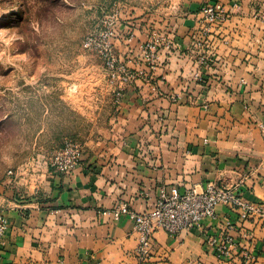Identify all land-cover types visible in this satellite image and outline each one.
Wrapping results in <instances>:
<instances>
[{"label": "crops", "instance_id": "obj_1", "mask_svg": "<svg viewBox=\"0 0 264 264\" xmlns=\"http://www.w3.org/2000/svg\"><path fill=\"white\" fill-rule=\"evenodd\" d=\"M205 1L164 0L128 17L132 50L154 32L169 44L152 70L129 62L144 74L127 85L110 127L87 143L72 172L49 167L47 178L21 182L23 197L0 195L8 220L0 264H138L129 210L144 211L161 192L216 183L264 201V0H208L225 14L211 24L200 11ZM126 50L117 40L118 54ZM216 211L202 230H158L150 264H264V223L240 221L223 204ZM227 221L251 263L239 246L220 260L204 243Z\"/></svg>", "mask_w": 264, "mask_h": 264}, {"label": "rangeland", "instance_id": "obj_2", "mask_svg": "<svg viewBox=\"0 0 264 264\" xmlns=\"http://www.w3.org/2000/svg\"><path fill=\"white\" fill-rule=\"evenodd\" d=\"M163 3L0 0V195L23 197L21 182L47 178L65 140L84 148L110 127L114 84L85 38L107 17L125 22Z\"/></svg>", "mask_w": 264, "mask_h": 264}, {"label": "built area", "instance_id": "obj_3", "mask_svg": "<svg viewBox=\"0 0 264 264\" xmlns=\"http://www.w3.org/2000/svg\"><path fill=\"white\" fill-rule=\"evenodd\" d=\"M205 24L220 22L225 18L224 12L214 4H204L200 8ZM127 20V19H126ZM126 27L122 31V27ZM132 26L127 22H120L118 16L113 15L103 20V24L95 33L86 36L87 46L95 49L101 58L108 77L114 84V101L119 104L124 90L133 79L144 74L145 70L154 69L159 62V51L164 43V35L154 32L151 38L139 42L132 50L130 44L134 37ZM125 42L127 50L121 57L116 51V41ZM134 65L143 62L145 70H139ZM83 148L72 139L63 142L53 154L50 169L60 174L72 172L80 163ZM11 179V178H10ZM223 204L234 213L238 220H255L264 223V201H249L235 188L221 186L216 183H207L202 190L189 189L185 192H174L160 195L144 211L129 210L133 220L134 230L138 234V243L135 256L138 264H150V248L154 234L163 230L171 236H177L183 230L203 229V220L216 216L217 206ZM236 227L232 221H227L223 229L214 233H206L204 243L220 260L231 259L233 250L239 246L240 257L251 263L253 253L248 245H239L230 231ZM8 229V220L0 209V263L2 250L5 244V234Z\"/></svg>", "mask_w": 264, "mask_h": 264}]
</instances>
